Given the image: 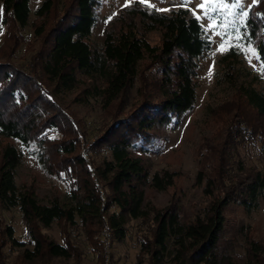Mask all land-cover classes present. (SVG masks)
I'll return each mask as SVG.
<instances>
[{"label": "trees", "instance_id": "1", "mask_svg": "<svg viewBox=\"0 0 264 264\" xmlns=\"http://www.w3.org/2000/svg\"><path fill=\"white\" fill-rule=\"evenodd\" d=\"M29 1L0 0V248L20 250L23 264L73 258L77 249L69 238L58 244L40 232L55 223L67 236L78 227L104 262V239L120 243L128 223L138 220L140 262L264 264L257 241H244L240 260L230 241H219L226 208L248 212L264 197V94L253 82L237 83L233 49L219 60L232 93L209 111L210 134L196 150L207 204L201 216L182 224L173 194L164 207L143 209L144 188L165 191L175 175L149 178L136 150L150 148L156 131L177 125L193 107L196 61L210 49L197 20L183 8L161 14L133 3L94 49L88 38L100 0H41L32 12ZM25 28L30 36L24 40ZM152 32L156 42L146 38ZM243 32L264 64V0L249 8ZM20 46L26 66L11 62ZM94 97L102 122L84 146L82 122L68 104ZM50 131L59 138H48ZM9 141L36 146L39 166L66 180L68 203L41 204L31 189L15 185L21 154ZM249 149L262 158L259 168L248 164ZM12 209L20 214L25 244L3 222L2 213Z\"/></svg>", "mask_w": 264, "mask_h": 264}, {"label": "rangeland", "instance_id": "2", "mask_svg": "<svg viewBox=\"0 0 264 264\" xmlns=\"http://www.w3.org/2000/svg\"><path fill=\"white\" fill-rule=\"evenodd\" d=\"M41 0H30V12L39 4ZM231 4L234 0H226ZM133 3H140V0H100L99 7L95 12V21L88 41L92 48L101 47L102 36L108 28L115 27L116 20L126 17L127 11ZM128 4L126 7L125 5ZM200 0H191L187 6L183 5V0H147L145 5L161 14H168L171 10L178 8L186 9L190 16L194 17L202 31L204 39L209 41L210 49L196 61L195 78V99L191 110L182 115L175 126L156 131L150 148L144 152L136 150L144 164L148 167V177L153 173H174L173 185L165 191H155L150 187L143 190V209H160L168 204L171 195L178 201L179 221L182 224L190 222L195 216H201L207 200L203 196L204 182L198 180V171L201 166L197 162L196 150L202 137L210 134L208 129L209 111L217 104L227 99L232 93L226 83L224 71L220 67L219 60L229 50H220L223 40H228L227 33L232 34L229 43L232 45L247 46L244 38V24L246 17L242 12H247L253 0H243L242 4L236 8L223 10L215 15L214 29L208 28V20L204 12L198 8ZM153 5V6H149ZM157 9H168V11H157ZM196 11V15H193ZM199 16L201 19H197ZM32 17L30 13V18ZM222 22V26H221ZM3 28L0 23V38ZM221 33V35H216ZM24 40L29 39L30 31L25 28L21 31ZM240 36L243 39H237ZM223 37V40H222ZM149 42H156L158 33L146 34ZM228 49V44H225ZM236 54L237 83L253 82L264 94V69L255 56L252 49H248L246 58L245 52L240 48L233 47ZM23 46H20L14 59L15 65L26 66L27 56L23 54ZM223 51L224 54H221ZM251 61V62H250ZM211 73V74H210ZM130 96H135V87L131 90ZM67 97V100H70ZM69 105V110L75 114L82 122L85 130V145L93 141L98 135L102 122V110L100 109V99L98 97L88 98L85 104ZM50 139L59 138V134L50 131L47 133ZM21 154L20 164L16 169L14 183L17 187L25 186L33 191L36 199L41 204H48L51 200H61L68 203L69 194L66 180L62 176L49 175L42 169L35 157L37 148L33 144L22 146L16 141H9ZM2 142H0V145ZM104 155H108L104 153ZM248 164L260 167L262 158L254 150L247 153ZM224 223L220 233L219 241H230L233 245V253L240 260L243 255L244 241L254 240L264 246V197L259 199L256 205L248 212L235 207L224 210ZM4 224L9 225L13 230V238L17 243L27 242L25 230L17 209H12L2 213ZM138 220H131L126 227L124 239L117 243L104 239L103 260L98 261L90 251V246L84 239L78 227L70 230L68 236L63 233L58 224L52 223L48 229L40 232L48 240L61 244L62 238H69L76 247L75 256L68 260L50 259L46 264H147L146 258L141 262L138 259L139 245L138 230L136 225ZM143 231V230H142ZM0 264H23L20 259V250L15 247L4 246L0 248ZM34 264V263H33Z\"/></svg>", "mask_w": 264, "mask_h": 264}, {"label": "snow or ice", "instance_id": "3", "mask_svg": "<svg viewBox=\"0 0 264 264\" xmlns=\"http://www.w3.org/2000/svg\"><path fill=\"white\" fill-rule=\"evenodd\" d=\"M243 0H234L233 3L229 4L226 2V0H200V4L198 5V8L200 10H202L204 12V16L205 18H207L208 20V28L209 29H214V27L216 25H214V21H215V15L216 13H219L223 10H227L229 8H236L238 5L242 4ZM258 0H253V3H257ZM132 0H128V4H131ZM140 3L144 4L147 3V0H140ZM191 3V0H183V5L187 6ZM128 4H126L125 6L127 7ZM149 6H153V5H149ZM157 11H168V9H157ZM193 15H196V11H193ZM242 16H247L248 13L247 12H242L241 13ZM198 20L201 19V17L197 16L196 17ZM221 26H222V22H221ZM216 35H221V33H216ZM225 35L228 36V40H222L223 42L220 44L219 48L217 49L218 51L220 50H231L233 47L236 48H240L242 51L245 52L246 58L248 55V49H251L252 46L251 44L244 46V45H232L229 43V40L232 39V34L231 33H227L225 30ZM237 39H243V37L237 36ZM225 44H228V49H225ZM221 54H224L223 51H221ZM252 54L255 56L256 59H261V54L255 52L254 49H252ZM251 62V61H250ZM262 67H264V64H262ZM211 74V73H210Z\"/></svg>", "mask_w": 264, "mask_h": 264}]
</instances>
